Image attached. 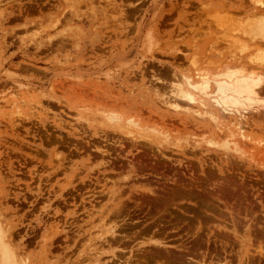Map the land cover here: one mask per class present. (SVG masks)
<instances>
[{"label":"rangeland","instance_id":"rangeland-1","mask_svg":"<svg viewBox=\"0 0 264 264\" xmlns=\"http://www.w3.org/2000/svg\"><path fill=\"white\" fill-rule=\"evenodd\" d=\"M238 71L264 76V0H0V239L16 263L160 264L143 257L199 244L206 264H264V107L236 125L204 114L202 90L172 91L186 75L213 94ZM175 185L228 192L211 217L181 195L147 216Z\"/></svg>","mask_w":264,"mask_h":264},{"label":"bare ground","instance_id":"bare-ground-1","mask_svg":"<svg viewBox=\"0 0 264 264\" xmlns=\"http://www.w3.org/2000/svg\"><path fill=\"white\" fill-rule=\"evenodd\" d=\"M256 4H257V2H256ZM239 72L240 71L236 72L234 76H232V74H228L229 76L225 77L224 79H220L219 81H217L216 84H215V90H214L215 92L213 94L207 93L208 88L210 89V87H211L210 86V81H208L207 79H203V80H201V83H200V82L194 81L191 77L186 76V75H181V76H177V77L175 76L177 79H174L175 81L172 84L173 88L172 87L171 88L173 89L172 90L173 94H175L176 96H179V98L181 97V98H185L187 100H190L191 102L192 101H195V102L199 101L192 94L191 90H194V91L195 90H199V91L202 90L203 91V95L205 97L209 98L210 102H211L210 104H208V103H206L204 101L203 102L201 101L202 102V106L206 109L204 111V114H209V116H212V118L214 120H217L218 118H220V115L223 117V115H222L223 113L225 115L226 114L234 115V117H236V118L239 117V118H237L238 120L236 119L237 120V124L236 125H238V124H242V122H243L242 118L243 119L246 118V114H248L246 112L249 111V110H253L255 108L254 107L255 105L256 106L258 105V107H260L262 105L264 107V100H261V98H260L261 96L264 95V76L261 78L260 76H258L259 73L258 74L251 73V74L247 75V74H243V73H239ZM201 102L199 101V103H201ZM174 106H175V108H177V107L179 108V106H178V104L176 102H175ZM219 113H221V114L219 115ZM199 115H200V113H199ZM111 116L112 115H110V117ZM114 118H116V117H114ZM241 120H242V122H241ZM239 122H241V123H239ZM106 129H107V127H106ZM239 129H240V132L238 131L239 132L238 134L242 138L247 137L244 134V132H243L244 128L242 129L241 125L238 126V130ZM130 133H132V131H130ZM231 137H234V135H232ZM223 145H225V144H223ZM225 147H227V146H225ZM222 185H224V184H222ZM175 186H177V185H175ZM177 187H176V189L173 188L174 192H169L170 191L169 190L168 191L169 193H168V192L165 191L167 193L166 194L164 192L165 195H164V193H163V195H157V192H156V196H151L150 195L151 193H149V195L151 196L149 198H144L143 199L140 196L144 201L147 200V202H149V204H150L149 206H147V211H146L147 216H149L150 218H155L158 214H160L162 212L164 213L165 212L164 208H163L164 210H161V208L159 209L157 207H159V206L166 207L167 205H169L171 203H174V201H176V196L177 195L178 196L181 195V196H184V198L192 199L194 207H195V209L198 210V212H203L202 214H204L205 217L206 216L207 217H211V215H210L211 212L208 210V206H210L212 201H216L217 200L219 202V200H223L224 197H225L224 195L227 194V192H228V190H226L224 186H223L224 189H223V187L222 188L220 187L221 189L214 190V187L212 186L213 189L210 188L211 190H207L209 188H207V189L205 188L206 191H202L201 189H196L195 188L194 190L189 189V190H187L185 192L182 191L180 186H179L180 189L177 190L179 188V187L178 188ZM192 187H194V186H192ZM183 190H185V188ZM153 192H155V191H153ZM225 199H226V197H225ZM213 203H215V202H213ZM153 211H155V213ZM176 212H178V214L179 213L183 214V210L181 208H177ZM167 213H169V212H167ZM172 214H174V213H172ZM178 214H176V215H178ZM190 216H192V215H190ZM197 216H198V214H197ZM194 217H196V216H194ZM196 219H197V222L199 223L200 222L199 216ZM182 223H183V221H182ZM166 224H167V222H166ZM1 230H0V232L2 233ZM3 236L4 235H1V238ZM2 239H0V240L2 241ZM2 243H4V242L2 241ZM3 245L4 246H3V248L1 250H2V253L5 254L4 255L5 264H17L16 263V259L14 257V254H12L13 252L11 253L9 251L10 248L8 246H7L8 248L6 247L7 244L5 245V243H4ZM156 247L157 246H155V249H156ZM201 248L202 247L199 246V244H197V246H194V247L189 246V245L188 246H183V247L182 246L181 247L178 246V247L175 248L176 252H169L171 250L167 251V250H161V249L156 250V251H150V252L148 251L147 255H145V257H143V260H144L145 263H148L149 260H155L156 262H159L160 264H181V262H184L185 264H206L204 262L205 261L204 260V255H202V259L201 260H198L197 258H195L193 256V255H195L197 253V250H199V249H200L199 251L202 252ZM121 264H127V262L123 261Z\"/></svg>","mask_w":264,"mask_h":264}]
</instances>
